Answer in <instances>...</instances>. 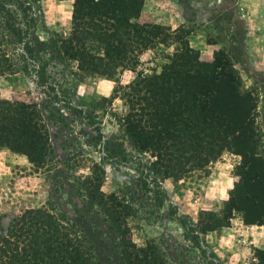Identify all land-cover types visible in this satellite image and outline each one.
I'll use <instances>...</instances> for the list:
<instances>
[{
    "label": "rangeland",
    "instance_id": "1",
    "mask_svg": "<svg viewBox=\"0 0 264 264\" xmlns=\"http://www.w3.org/2000/svg\"><path fill=\"white\" fill-rule=\"evenodd\" d=\"M74 1L36 4L40 14L28 41L46 43L40 55L44 75L53 86L48 88L69 96L75 107L51 101L58 119H44L50 148L45 168L34 169L25 156L0 149V222L7 223L26 209L48 207L95 238L103 264H126L117 242L122 235L136 247H154L166 264H259L264 259L259 255L264 253V229L242 224L239 209L244 208L238 196L247 190L245 184L258 197L264 196V58L263 42L255 37L264 29L255 22L263 13L242 0H222L205 10L196 0H143L136 21L141 29L134 35L120 30L126 52L122 67L114 75L102 76L94 68L84 69L79 57L59 50L55 43L69 36ZM11 3L17 5L15 0ZM198 63L211 67L201 70ZM195 71L220 79L213 82L214 93L207 80L201 92L204 103L212 100L225 112L220 119L232 117L238 124L243 120L241 106H247L248 151L245 158L239 154L241 136L235 134L216 160L182 167L186 172L179 175L172 170H179L178 163L166 162L158 154L168 146L139 147L131 137L132 122L157 136L164 137L165 131L167 138L171 129L165 130L161 121L149 129L148 110L134 111V116L131 109L138 105L116 91L131 86L139 90L131 97H140L142 75L166 73L172 78L180 73L187 79ZM36 83L33 77L0 78V99L49 101L43 92L51 96L50 90ZM94 164L103 170L101 192L106 208L119 214L117 221L105 219L102 214L109 212L78 193V183ZM248 212L249 218L264 223V201L257 209L248 207ZM232 214L238 220L232 222ZM215 227L217 233L206 232Z\"/></svg>",
    "mask_w": 264,
    "mask_h": 264
},
{
    "label": "trees",
    "instance_id": "2",
    "mask_svg": "<svg viewBox=\"0 0 264 264\" xmlns=\"http://www.w3.org/2000/svg\"><path fill=\"white\" fill-rule=\"evenodd\" d=\"M11 1L0 0V78L19 80L21 77H33L40 89L49 91L51 83L47 81L48 76L44 75L45 62L40 55L41 46L46 43L33 44L28 41L30 30L36 28L35 17L40 14L36 5L39 0H15L17 5L13 6ZM142 6L143 0H75L73 26L69 36L55 43L60 44L59 50H69L70 56L79 57L77 61L84 69L94 68L102 76L114 75L122 67L121 61L126 55L120 30L126 28L134 35L141 29L136 21ZM15 19L18 20L17 24ZM210 67L209 64H197L201 70ZM205 80L211 88L214 81L220 82V79L204 76L198 71L187 79L180 73L172 78L166 73L152 77L145 74L139 82L144 88L140 97H131L132 93L135 95V92H139L131 86L119 87L116 91H122L131 103L134 100L133 106L138 105V109L132 108L133 112L148 110L145 115L148 116L149 129L156 121H161L165 130L171 129L167 138L165 131L164 137L157 136L154 132L141 131L132 122L131 130L135 132H132L131 137L139 147L146 144L155 149L168 146L169 149L165 148L168 153H164V150L158 154L166 162H177L179 170L172 169L171 165L168 168L179 175L186 172L185 168L205 166L216 160L229 148L235 134L241 136L239 154L245 158L248 151V143L244 138L248 128L247 106H241L243 120H238V124L232 117L220 119V115L225 112H221L212 100L204 103L201 98ZM209 91L214 93L213 88ZM50 92L51 96L43 92L49 101L40 103L0 99V149L25 156L28 163L37 170L45 168L50 154L44 119L51 122L58 119V110L51 101L75 107L69 96L53 89ZM140 104L143 106L140 107ZM73 112H77V109ZM213 142L219 146L212 147ZM192 162H196V165ZM99 164H102V159ZM102 175V168L94 164L90 173L78 183V193L85 200L91 198L109 212L102 214L105 219L110 217L117 221L119 214L106 208L107 201L101 192ZM244 187H248L247 190L241 191V196H238L239 204L244 208L239 209L244 214L243 223L264 226L259 219H251L248 214V207L257 209L264 201V196L255 195L248 184ZM217 227L206 232L215 231ZM92 237L84 228L76 226L74 221L48 207L26 209L9 222H0V264H103L102 253L98 252L93 240L95 238ZM117 242L126 264H166L152 246L136 247L123 235ZM259 255L264 258V253ZM259 264H264V259H259Z\"/></svg>",
    "mask_w": 264,
    "mask_h": 264
},
{
    "label": "crops",
    "instance_id": "3",
    "mask_svg": "<svg viewBox=\"0 0 264 264\" xmlns=\"http://www.w3.org/2000/svg\"><path fill=\"white\" fill-rule=\"evenodd\" d=\"M197 2L194 1V3H198V5H202V9H208V7H210V4H220L222 3V0H196ZM240 1V0H239ZM243 4L248 7L249 9L255 10V11H261L262 14V18L256 20L255 22H258L261 24L262 27H264V0H242ZM212 2V3H211ZM237 3V2H235ZM263 34V35H262ZM260 36V40L263 42L262 48H263V58H264V29L261 30L260 34H256L255 37ZM235 214H232V217L230 218V220H232V222L238 220L235 219ZM234 218V219H232ZM236 224V223H235ZM242 224H244L242 222ZM245 225V224H244ZM245 227H254L253 225H245ZM255 228L258 229H264V227H260V226H256ZM215 231H211L209 232V235H212V233H215ZM249 232V230L247 231V233ZM217 233V232H216ZM264 249V247L262 248Z\"/></svg>",
    "mask_w": 264,
    "mask_h": 264
}]
</instances>
